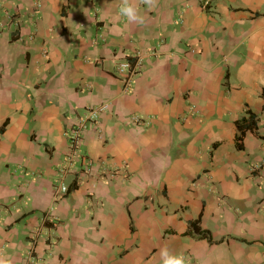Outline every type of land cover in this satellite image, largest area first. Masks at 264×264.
<instances>
[{"label":"crops","instance_id":"0c3cea01","mask_svg":"<svg viewBox=\"0 0 264 264\" xmlns=\"http://www.w3.org/2000/svg\"><path fill=\"white\" fill-rule=\"evenodd\" d=\"M204 1L131 0L141 26L121 0H0V258L264 264V0ZM102 104L65 171L75 118Z\"/></svg>","mask_w":264,"mask_h":264},{"label":"built area","instance_id":"2783aa9c","mask_svg":"<svg viewBox=\"0 0 264 264\" xmlns=\"http://www.w3.org/2000/svg\"><path fill=\"white\" fill-rule=\"evenodd\" d=\"M211 0H205V7L210 3ZM123 60L118 65L119 73L124 79V92L128 93L131 91L132 86L137 76L142 72L144 67V56L138 54L131 61L129 58L122 56ZM109 105L102 104L99 107L90 108L87 113L82 117L75 118L74 124L69 132L68 140L71 149L69 166L64 168L65 171L70 170L71 166L75 164V160L82 158L83 156V134L89 128H96L100 113L107 109ZM142 118L134 117L133 120L139 122ZM93 162L85 161L83 173L90 174L92 171ZM264 168V162L262 165L257 166L256 169L262 170ZM114 176V174L109 175ZM68 186L64 182H60L55 192V200L60 199L68 192Z\"/></svg>","mask_w":264,"mask_h":264},{"label":"clouds","instance_id":"9594fccd","mask_svg":"<svg viewBox=\"0 0 264 264\" xmlns=\"http://www.w3.org/2000/svg\"><path fill=\"white\" fill-rule=\"evenodd\" d=\"M142 2L149 8H152L156 5L157 0H142ZM118 15L124 18L128 24L142 26L146 23L145 17L131 0H121L118 8ZM159 256L161 264H188V261L183 254L174 253L167 247L160 249ZM0 264H10V261L0 258Z\"/></svg>","mask_w":264,"mask_h":264},{"label":"trees","instance_id":"16d2710c","mask_svg":"<svg viewBox=\"0 0 264 264\" xmlns=\"http://www.w3.org/2000/svg\"><path fill=\"white\" fill-rule=\"evenodd\" d=\"M239 133L236 136L237 146L239 149H243V139L247 131L257 130V118L254 113H250L249 117L243 118L237 123ZM193 229L197 232H202L201 238H208L212 241L211 236L207 232H203L197 224H193Z\"/></svg>","mask_w":264,"mask_h":264}]
</instances>
